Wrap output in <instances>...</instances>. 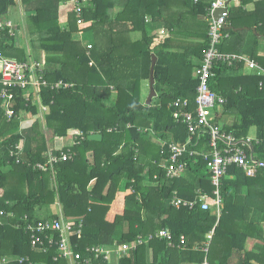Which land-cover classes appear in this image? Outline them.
Instances as JSON below:
<instances>
[{"label": "trees", "instance_id": "1", "mask_svg": "<svg viewBox=\"0 0 264 264\" xmlns=\"http://www.w3.org/2000/svg\"><path fill=\"white\" fill-rule=\"evenodd\" d=\"M66 1L21 0V5L29 13L28 34L33 48L49 54L44 70L49 84L41 89V102L48 106V129L55 136L83 132L86 137L71 146L76 152L73 159L58 163L54 171L40 170L34 165L46 160L43 152L49 150L48 138L37 120L29 129L21 130L22 114L36 113L37 105L25 99L24 90H15L14 115L8 118L0 96V208L14 213L2 217L0 264H20L19 256H29L34 264L69 263L65 258L55 259L57 248L46 252L33 249L29 234L17 226L25 215L40 218L35 216L36 211L49 209L56 200L63 205L66 219L84 220L82 234L73 237L81 251L88 245L132 242L138 236L147 238L168 228L176 242L180 235L187 236L185 248L170 247L166 240L153 238L121 262L201 264L206 254L200 248L214 230L209 264H227L232 250L244 255L237 264H255L253 259L264 264V244L256 248L255 254L247 249L251 235L264 241L260 224L247 219L251 208L264 212V170L250 177L232 166L222 179L224 206L218 216L215 208L201 207V195L211 194L214 189L210 161L200 154H186L182 159L185 173L175 178L167 177L160 166L169 157L164 142L185 143L191 138L194 145L198 141L176 112L196 108L200 81L195 72L210 45L207 8L212 0H94L92 7L83 10L81 25L72 11H68L66 21H61V7ZM175 2L186 10L170 12ZM250 2L255 4L252 10L246 8ZM15 5L17 0H0V15ZM229 10V37L222 40L220 48L225 52L248 53L264 67V55L260 54L264 0H241L240 6ZM158 23L171 36L152 48ZM248 27L257 30H247ZM77 31H93L95 42L90 50L74 39ZM134 33L139 37L133 40ZM2 36L0 48L6 56L28 61L26 51L16 45L17 34L11 35L5 29ZM178 38L184 43H177ZM154 55L157 95L147 104L141 99L139 83L150 79ZM243 67V63H219L210 85L227 99L225 104L217 105L223 113L238 112L236 121L226 124L227 130L247 137L253 127H258L261 141L254 140L253 149L264 160V85L260 86L264 76L244 74ZM60 80L73 86L53 88ZM111 85H115L118 97L110 105L106 99H111ZM178 99H189L190 105L173 106ZM219 120L220 117L216 118L215 123ZM94 133L101 134L102 140H90L89 135ZM205 142L201 140L194 148L200 151ZM17 143L24 145L25 163L18 164L10 157V146ZM52 177L54 187L50 184ZM124 179L127 182L122 185ZM175 193L184 199L198 200V205L176 207L172 203ZM220 236L231 241L224 262L212 255ZM7 255L17 256L5 261ZM97 263L108 264L103 260Z\"/></svg>", "mask_w": 264, "mask_h": 264}, {"label": "built area", "instance_id": "2", "mask_svg": "<svg viewBox=\"0 0 264 264\" xmlns=\"http://www.w3.org/2000/svg\"><path fill=\"white\" fill-rule=\"evenodd\" d=\"M94 0H68L72 11L77 16V24L84 23L82 18L83 10L92 7ZM223 9L221 15L217 16L216 12ZM207 18L210 22L209 40L210 45L204 55L202 64L196 69V76L199 79L197 88L196 108L193 111H187L176 116L183 117V121L187 124L191 135H196L198 141L193 145L192 139H188L185 143H179L174 140L169 143L164 142L163 146L169 153L166 161L160 164L166 170V176L170 178L180 177L185 173L186 167L183 158L186 154L190 156L200 154L206 160L210 161L209 168L212 173V184L214 186L211 194L205 193L201 195V207L204 210L215 208L218 216H221L224 206V198L221 191L222 179L229 172L232 166L242 169L247 176L255 177L261 170H264V160L257 157L253 149V139L250 136L238 137L232 131L225 128L220 123H215L214 109L217 105L225 104L227 99L212 89L210 79L215 74V68L219 63H225L229 66L237 63H243L251 70H258L259 74L264 76V68H262L256 60L249 58L240 53L225 52L220 48L222 40L229 37L226 32L228 24L229 0H212L207 8ZM0 15V40L3 38L2 31L7 29L11 35H15V25L11 20H6ZM164 34L165 31L162 29ZM158 36H156V39ZM155 39V40H156ZM93 44H89L87 48L90 50ZM90 54V51H88ZM93 64V61L90 63ZM49 83L44 77V70L40 68L39 63L34 61H20L16 58L6 56L0 48V96L6 107V115L11 118L14 115V104L16 100L15 90H24V97L27 101L32 100L33 92L41 100V89ZM264 85V80L260 82ZM73 84L64 82L63 80L55 82L53 88H70ZM173 106L187 107L190 105L189 99L175 100ZM43 110L47 111L48 106H43ZM128 126H131L128 124ZM141 130V129H140ZM147 130V129H146ZM112 131V129H110ZM85 135L81 132L75 136V144L85 139ZM207 138V140H205ZM206 141L205 145L199 151L194 146L200 141ZM207 145V146H206ZM206 146V147H205ZM60 150V151H59ZM45 161L35 163V167L43 170H55V166L64 161L73 159L76 152L63 149H49L45 153ZM10 157L15 159L16 163H25V149L21 143L12 144L10 146ZM0 190V198L2 197ZM176 207L188 206L194 208L198 205V200H188L179 197L176 193L172 202ZM13 216V212L7 213L0 208V226L4 224L2 217ZM23 227L30 236L31 246L39 251H48L50 248H57L55 259L65 258L72 264L83 262L84 264H99L97 261L103 260L108 264H112L114 260L118 264H124L121 259L126 257L132 251H135L140 245L149 243L153 238L166 240L170 247L185 248L187 236L180 235L179 241L176 242L173 233L168 228H162L155 234L143 237L138 236L132 242H115L113 245H88L83 251L79 249L78 243L74 242V236H80L83 232L84 220L66 219L63 215L60 217H40L30 219L28 215L22 218L21 223L17 225ZM214 236V230L210 231L204 246L201 250L206 254L201 264H209V252ZM199 249L198 246L195 247ZM112 258H115L114 260ZM20 264H34L29 256H19L17 258Z\"/></svg>", "mask_w": 264, "mask_h": 264}, {"label": "crops", "instance_id": "3", "mask_svg": "<svg viewBox=\"0 0 264 264\" xmlns=\"http://www.w3.org/2000/svg\"><path fill=\"white\" fill-rule=\"evenodd\" d=\"M255 1L257 2L259 0H255ZM240 4H241V0H229V8L238 7V6H240ZM17 5H21V0H17ZM17 5L11 7L9 9L8 13L3 15L4 16L3 18L6 19V20H11L12 21V19L9 16H10L11 13L14 12V11L12 12V9L15 8ZM172 6L170 8V12L175 11L178 14V13H181L183 10L184 11L186 10L185 7L181 6V4L177 3V2H175V4H173ZM254 6H255V4L250 2L247 5L246 8L249 9V10H252V9H254ZM68 11H69V9H65V11L61 12V21H66L67 20ZM25 12L26 11H25L24 7L22 6L21 7V15H23V16L26 15L29 18V13L28 12L25 13ZM17 13H18V11H17ZM15 24H14L15 25V35L17 34V38H18L17 41H16V45L19 48H22L23 50L26 51V47L29 48V46L26 43V41L28 42V40L31 39V38L27 39V36L29 35L28 31L24 33L22 31L20 25L18 23H15ZM156 28H157V30H156V34L157 35L156 36H158V38L157 39L155 38L156 40L154 39V42L152 44V48L156 47L161 42H163L166 38L171 36V33H169L168 30L165 27H163V25L161 23H158L156 25ZM162 29L165 31L164 34L161 32ZM249 29H252V31H254V32H256V30H257L255 27H253V28H249L248 27L247 30H249ZM89 32L92 33L91 31H89ZM77 33L80 34V38H78V34ZM86 33H88V32H86ZM82 35H84V32L77 31V32L74 33V39L77 40V41H80L84 45V43H83V41L81 39ZM137 37H139V34H138V36H137V33L136 34L135 33L132 34L133 40L136 39ZM23 38L26 41H23L22 40ZM176 40H177V43H180V44L184 43V41L181 40L180 38H178ZM248 41L251 42V39L248 38ZM88 42L89 43H87L86 46L89 45V44H94V41H92V40L88 41ZM173 43H176V42L174 41ZM26 53H27V51H26ZM241 54H243L245 56H248L251 59H254L248 53H241ZM260 54L264 55V40H263V44H262L261 49H260ZM27 55L29 56V58H28L29 62H31V61L37 62V63H39L40 68L45 70L47 65H43V63L40 60L35 59L34 57H32L30 53L29 54L27 53ZM12 58L18 59V57H15V56H13ZM254 60H256V59H254ZM256 61L262 68H264L258 62V60H256ZM243 68H245V70L242 71L244 74L260 75L259 71L257 69L256 70H251L247 66H244ZM260 86H262V85L260 84ZM109 87H110V91L112 92L111 93V99L112 100L111 99L110 100L106 99V102L111 105V104H115L116 103L117 97H118V92H117V89H116L115 85H111ZM139 88H140V92L142 93L141 97H142L143 101L147 103L148 97H149V95L151 93V81H150V79H142L140 81V83H139ZM149 90H150V93L148 95ZM32 98H33V104L37 105V107H38V111L36 113L28 112V113L22 114V116H21V119H22V121H21V130L29 129L31 126H33V124L37 120L40 123L42 132H44L46 134L47 138H48L49 149H51V148L52 149H64V150L67 149L66 151L71 150V146L75 145L74 141H73V144L71 143L72 144L71 145V144L67 143L66 138H68V137H60V136H55V135L52 134V132L50 131V129H48V126L46 124L47 122H46L45 116H46V112L47 111L43 110L44 104L41 102V100L38 99V97H37V95L35 93L32 96ZM223 111L224 110L221 109V106H216L215 109H214V112H213L215 118H219L220 117V119H221V120H219L220 124L226 126V124H232V123H234L236 121V119L238 117L237 116V114H238L237 111L231 110V111H226L225 113H223ZM258 132H259L258 127H253L250 130V133L248 134V136L252 137L253 139H255L257 141H259V143H260L261 138L259 137ZM69 136L71 137V135H69ZM54 138H57V139H54ZM59 142H61V144ZM46 152L47 151L43 152V157H45V155H46L45 153ZM94 184H95V180L91 183L90 189L93 188ZM122 185H124V184L122 183ZM0 190L3 193V190L2 189H0ZM52 207L58 208L57 205L56 206H52ZM43 210L44 209H42V210L38 209L35 214L38 216L37 213H39L40 211L42 212ZM61 215H63V213L60 212V216ZM63 216L65 217V215H63ZM43 218H46V217H43ZM247 219L250 220V221H254L255 223L260 224L259 226L262 227L263 235H264V212L258 211V210H255V209L251 208V209H249V212L247 214ZM251 234H253V233H251ZM230 242H231L230 239H228L227 237H224V236H220L217 239V242L215 244V248L212 250L213 251L212 255L217 257V261L224 262V255L226 254L227 251L231 250ZM263 244H264V241H263V239L260 238V236L251 235V236H249L248 241H247V249H248V251L251 252V254H255V251H257L256 248H262ZM229 254H231V255H229V259L227 261V264H237L238 262H241L244 259V255L242 253H239L238 251L232 250V251L229 252ZM16 256L17 255H7L4 258V260L5 261L13 260V259L16 258ZM149 258H151L150 250H149ZM252 262L255 263V264H259V263H257V261L255 259H253ZM185 264H194V263H185Z\"/></svg>", "mask_w": 264, "mask_h": 264}, {"label": "rangeland", "instance_id": "4", "mask_svg": "<svg viewBox=\"0 0 264 264\" xmlns=\"http://www.w3.org/2000/svg\"><path fill=\"white\" fill-rule=\"evenodd\" d=\"M21 5H17L15 8H13L12 9V12L13 13H11L10 14V18L12 19V21L14 22V24L15 23H18L19 25H20V27H21V29H22V31L25 33V32H27L28 31V16H26V15H21ZM67 7H70V4L66 1L63 5H62V7H61V12L62 11H65V9H67ZM17 11H18V13H17ZM26 11V10H25ZM26 13V12H25ZM16 25V24H15ZM83 32V31H82ZM91 32H93V31H91ZM159 32V31H158ZM157 32V33H158ZM78 34V38H80V34L79 33H77ZM137 36H138V34H137ZM22 38V37H21ZM30 38V36L28 35L27 36V39H29ZM138 38V37H137ZM81 39H82V41H83V43H84V45L86 46V44L87 43H89L88 41H94L95 42V37H94V35L92 34V33H90V32H88V33H86L85 31H84V35H82V37H81ZM97 39V38H96ZM23 41H26L24 38L22 39ZM32 41H33V39H29L28 40V42L26 41V43L28 44V46H29V48H27L26 47V51H27V53L29 54H31V56L32 57H34L35 59H38V60H40L42 63H43V65H46L47 64V54L48 53H46V52H44V51H42L40 48H37V49H35V48H32L33 47V43H32ZM88 46V45H87ZM86 46V47H87ZM103 47H105V46H102L101 48H103ZM48 56H49V54H48ZM37 60V61H38ZM244 66H245V64H244ZM243 70H245V68H243L242 69V71ZM235 82H236V84L238 83V79H236L235 80ZM141 93V92H140ZM149 93H150V90H149V92H148V95H149ZM141 96H142V93H141ZM148 97V96H147ZM141 99H142V97H141ZM112 100V99H111ZM143 100V99H142ZM44 112V111H43ZM45 113V112H44ZM71 135V137L68 135L67 137L68 138H66V140H67V143L68 144H73V141L75 142V134H70ZM54 139H57V138H54ZM74 139V140H73ZM60 144H61V142H59ZM55 144V143H54ZM71 144V145H72ZM54 174V173H53ZM54 177H52V183H50L51 184V186L52 187H54L55 185H54ZM126 182H127V180L126 179H124L123 180V184H126ZM56 204H54V205H52V206H56L57 205V207L58 208H54V207H49V209L48 208H43L44 210L41 212H39V213H37L38 214V216L39 217H52L51 215H53V214H58V215H60V212L61 213H63V215H65V213H64V208H63V205L58 201V200H56ZM39 210H42V209H39ZM35 216H37V215H35ZM113 260L115 259V258H112ZM68 264H72L71 262H69ZM113 264H118L117 263V261L116 260H114V262H113Z\"/></svg>", "mask_w": 264, "mask_h": 264}, {"label": "water", "instance_id": "5", "mask_svg": "<svg viewBox=\"0 0 264 264\" xmlns=\"http://www.w3.org/2000/svg\"><path fill=\"white\" fill-rule=\"evenodd\" d=\"M222 12H223V9H219V10H217L216 15L219 16V15H221ZM156 63H157V56L154 55L153 59H152L151 75H150L151 93H150V95L148 97L147 104H151L152 99L154 97H156V95H157V92H156V89H155V83H156V80H155V65H156ZM89 139L90 140H95V141H100V140H102V135L99 134V133H94V134L89 135Z\"/></svg>", "mask_w": 264, "mask_h": 264}]
</instances>
